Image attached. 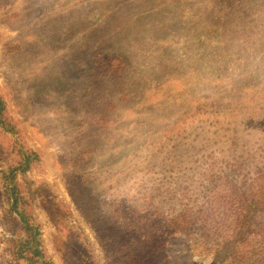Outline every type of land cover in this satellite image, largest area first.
<instances>
[{
  "label": "rangeland",
  "instance_id": "rangeland-1",
  "mask_svg": "<svg viewBox=\"0 0 264 264\" xmlns=\"http://www.w3.org/2000/svg\"><path fill=\"white\" fill-rule=\"evenodd\" d=\"M263 98L264 0H0V264H264Z\"/></svg>",
  "mask_w": 264,
  "mask_h": 264
},
{
  "label": "trees",
  "instance_id": "trees-1",
  "mask_svg": "<svg viewBox=\"0 0 264 264\" xmlns=\"http://www.w3.org/2000/svg\"><path fill=\"white\" fill-rule=\"evenodd\" d=\"M239 92L241 93V91H237V92L232 93V95L235 97L231 100L232 104L228 107V110L232 111L231 114L236 113V115L238 114L237 116H239L240 112L242 111L240 109L244 110L245 108H247L249 106L248 102H246L245 98ZM237 94H239L238 97H236ZM235 98H236V102L234 103L233 101ZM262 100H264V98ZM241 101H242V103H241ZM261 105H262V109H264V102H262ZM2 111H3V107H2V102L0 101V115H1ZM238 111H239V113H238ZM245 114L246 113H243L244 116H245ZM255 117L256 116L251 114L249 117H246V118L244 117V120L246 121L248 119H251L250 120L251 123H253V122L256 123L255 121H257L258 119L264 120L263 116H258L256 118ZM261 174L262 175L260 176V180L257 184L255 192H253V194H251V196L248 198H244V197L242 198L241 204L239 205V207L237 208V211L233 215L236 218V228H235L234 236H232V235L228 236L226 241H225L224 246L221 247L225 251L234 248L233 247L234 237L236 240H238L241 237L245 236L246 234H247V236L250 234H256L262 240L263 233L255 231V230L250 232L252 226H254V227L258 226V227H260L259 229L261 231L264 230V224L263 225L258 224V223L255 224L253 222V218H252L253 215H255L257 212H260V211L264 212V168H263ZM25 227H26V230H30L27 225ZM249 232H250V234H249ZM259 251H262V249H260Z\"/></svg>",
  "mask_w": 264,
  "mask_h": 264
}]
</instances>
